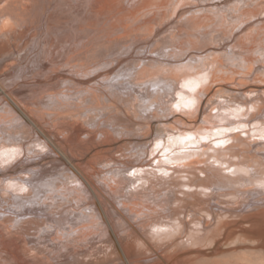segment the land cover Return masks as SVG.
<instances>
[{
    "label": "bare ground",
    "instance_id": "1",
    "mask_svg": "<svg viewBox=\"0 0 264 264\" xmlns=\"http://www.w3.org/2000/svg\"><path fill=\"white\" fill-rule=\"evenodd\" d=\"M38 1L33 0L27 7L33 8L32 16L40 15L41 20H47V15L41 13L43 10L39 11ZM17 2L13 10L14 6L7 7L16 15L10 16L8 12L6 19L3 17L5 21L2 18L0 22V69L5 74L25 56L29 47L26 45L30 43V36L20 29L30 9ZM67 3L76 9L78 18L70 22L71 16L68 21H59L56 12L49 16L48 34L40 33L45 40L36 59L43 61H38L39 70L31 74L37 80L35 83L47 84H43L48 90L47 101L40 90H34L36 86H25L26 82L14 85L16 90L5 87L1 90L10 94L14 91L13 100L25 114L17 107L14 109L11 101H6L8 108L6 104L1 108L10 116L0 110V242L3 243L0 264H166L162 256L168 259V264H182V254L167 244L201 250L222 233V212L217 216L215 228H209V222L202 228L203 219L197 215L209 212L214 194L229 196L234 200L232 207L243 205L240 199L246 196L247 189L261 186L263 189L255 194H264V159L244 152L250 142L264 139V62L258 67L259 58H255L264 56V0H68ZM259 38L263 40L256 42ZM104 45H121L124 50L113 61L107 59L96 64L83 60L93 46ZM121 58L125 59L117 66ZM231 64L240 69L229 68ZM228 70L239 84L232 88H240L239 92L224 87L229 75L222 77L225 82H217L218 73ZM27 73L21 74L17 82L28 81ZM8 79L11 80L7 77L5 82ZM247 82L250 84L245 85ZM249 86L252 87L245 90ZM88 99L99 116L94 123L92 114L90 118H79L71 113L77 100ZM142 111L146 112L144 117ZM27 116L41 127L39 133L33 130L27 136L20 128L26 124L27 120L22 119H28ZM51 119L56 121L52 125L48 124ZM252 121L257 135L245 140L233 132L250 126ZM84 123L88 126L84 127ZM108 127L115 138V134H126L127 142L120 140L122 143L117 147L99 149L98 146L108 142ZM153 129L154 137L146 135V130ZM60 133L65 134L70 146L69 154L65 151L66 156H60L63 158L49 154L55 149L48 137L54 134L60 139ZM102 135L100 142L86 143L89 137L97 139ZM138 135L154 141L144 148V143L135 141ZM230 140L237 142L226 145ZM241 142L246 147L239 150L236 146ZM192 147H202V151H194ZM92 149L101 153L84 162ZM255 153L258 154L257 150ZM23 154L29 158L20 159ZM137 156L138 160H132ZM47 158L59 161L64 170L48 176L43 171L48 165H39ZM200 163L205 165L199 166ZM86 166L93 167L92 174H88ZM18 169L20 174L12 175ZM171 170L177 173L176 178L159 173ZM196 170L205 173V177L199 178ZM184 176L187 179L180 180ZM92 178L100 179L103 191L95 187ZM192 186L201 188L183 189ZM184 209L195 212L189 225L180 217ZM257 209L261 211L264 207ZM254 215L251 230L239 226L224 232V243L235 245L214 252L203 251L189 263L264 264V243L257 240L264 230L261 219L264 212ZM242 240L257 244L241 243Z\"/></svg>",
    "mask_w": 264,
    "mask_h": 264
},
{
    "label": "rangeland",
    "instance_id": "2",
    "mask_svg": "<svg viewBox=\"0 0 264 264\" xmlns=\"http://www.w3.org/2000/svg\"><path fill=\"white\" fill-rule=\"evenodd\" d=\"M5 1V2H4ZM0 0V9L2 10H0V19H1V21L0 22H3V21H5L4 20V18L6 19V13H8L9 12V14H10V16H11V14L13 13L14 15H16V13H14L13 11L10 13V11H8L9 10V8L11 7L12 8V6H14L11 10H13L14 8H16V4L14 3V2H17L18 0H14V2H13V0L11 1V0H7V2H6V0ZM9 1H10V3H9ZM27 2V0H19L17 3H18V5L19 4H22V5H25V7H30L31 5H32V3H34L33 2V0H29V2ZM37 1V0H36ZM67 1L68 0H39L38 1V3H37V6L39 5V11L42 9L43 11H41V13H44V15H47V20H41V17H40V15L39 16H36V15H34V16H36L35 18H32V17H34V16H32L31 14V10H33V8H28V9H30V10H28V12L26 11V16L28 15V18H29V16L33 19V20H31L30 18V21H28L29 19L27 18L24 22H23V24L21 25L22 27H20V29L24 32V33H26V36H30V40H29V42L30 43H28L27 45H26V47L27 46H29V47H27V49H26V52H25V56H22L21 57V59H20V61L19 62H16L13 66H11L9 69H8V71L6 72V74L3 72V69H0V76L1 75H3V76H1V79L3 80H1L2 82H0L1 84V87H0V100H1V98H2V100L0 101L1 103H3V104H1L0 103V110H1V112L2 113H4L5 112V114H7V110L5 111V109H3L4 111H2V109L1 108H4V104H6L8 101H11L10 103H12V105H14L15 107H14V109L16 108L20 113H22V115H24L25 114V112H24V110L21 108V106H19V103L17 104L16 102H15V100H13V99H15V97H14V95L16 96V94H12V93H14V91L13 92H11V94H10V91H5L4 93L2 92L3 91V89H5V88H7L6 90H12V89H14V90H16V88H14V85L15 86H17L20 82L21 83H24L25 84V82H26V84H25V86H27V84H29L28 86H36L35 88H34V90H37V91H41V94H42V97H43V99L44 100H46L47 101V98H48V95L46 94V91H48V90H46L47 89V87H45V86H43V84H45V85H47L46 83H41V84H39V83H35V81H37L36 80V78H34V76L33 75H31L32 73H33V71L35 70V71H38L39 69V67H40V65H41V63H39L38 61H40L41 60V58L38 60V61H36V59L38 58L37 57V55H40V47H41V42H42V40L44 41L45 40V37L44 36H46L48 33H47V28H49V24H47V23H50L49 21H48V19L50 18L49 16L50 15H52V13H54V12H56V14H55V16H59L58 18H60V20L59 21H66L67 19H69V17L71 16L72 18H70L69 19V21L71 22L72 20H76L75 18H78V15H77V11H76V9L74 8V9H72V7H70V5L67 3ZM14 3V5H13V3ZM24 2V3H23ZM41 4H40V3ZM219 2H221V0H219ZM3 3V4H2ZM4 3H5V5H4ZM7 3V4H6ZM2 4V5H1ZM8 4H10V5H8ZM12 4V5H11ZM27 4H30V5H27ZM3 5H4V7H3ZM69 5V6H68ZM5 6H6V8H5ZM7 7H9V8H7ZM50 7V8H49ZM41 8V9H40ZM46 8V9H45ZM66 8V9H65ZM72 10H71V9ZM8 9V10H7ZM69 9V11H71V12H69V11H67ZM7 10V11H6ZM38 11V10H37ZM48 11V12H47ZM16 12V11H15ZM73 12L75 13V14H73ZM51 13V14H50ZM33 14H36V13H33ZM61 15V16H60ZM13 16V15H12ZM54 16V17H55ZM4 17V18H3ZM14 17V16H13ZM52 17V16H51ZM2 18H3V21H2ZM34 19H36V20H34ZM13 20H14V18H13ZM31 21H33V22H31ZM68 21V20H67ZM29 22H30V24H29ZM42 23V24H41ZM52 23V22H51ZM73 23H75L74 21H73ZM41 24V25H40ZM44 24V25H43ZM18 25V24H17ZM34 25V26H33ZM36 26V27H35ZM48 26V27H47ZM37 28V29H36ZM35 32H36V35H35ZM41 32H44V36L43 35H41L42 36V38H41V36H40V33ZM46 33V34H45ZM39 35V36H38ZM36 37H38V38H36ZM40 38V39H39ZM264 38V37H263ZM38 41V42H36V41ZM258 40V41H257ZM256 40V42H259V41H261V40H263V39H257ZM13 41H15V40H13ZM31 41H32V43H31ZM36 43V44H35ZM35 44V45H34ZM264 44V43H263ZM115 46V47H114ZM121 46V45H120ZM119 45H111V46H99V48H98V46H93L92 48V51L89 53V54H87L88 55V57L86 58V59H83V60H86V62H88V63H98V61H99V63H104L105 61H107V59H109L108 61H110V59L113 61V60H115L116 58H118L119 57V55H120V51L122 52V50H124V49H122L121 50V48L122 47H120ZM111 47V48H110ZM114 47V48H113ZM96 48V49H95ZM104 48H105V50L106 51H104ZM113 49H115V50H113ZM103 51V52H101V51ZM109 50V51H108ZM112 52H111V51ZM36 51V52H35ZM38 52V53H37ZM94 52V53H93ZM105 52H107V53H105ZM111 54H110V53ZM114 52V54H112ZM36 53V54H35ZM93 53V54H92ZM97 53H98V55H97ZM106 55H105V54ZM116 53V54H115ZM91 54H92V56H91ZM96 54V56L95 57H93L94 55ZM103 54V55H102ZM108 54H110L111 55V57L108 55ZM35 56H36V58H35ZM101 57V58H100ZM104 59H103V58ZM106 57V58H105ZM133 57V56H132ZM259 58L258 60H257V62H256V65L259 67V65L258 64H260V63H262V62H264V56L263 55H259V56H255V58ZM95 58H96V60L97 61H95ZM94 59V60H93ZM100 59V60H99ZM104 60V61H102V60ZM106 59V60H105ZM125 58H121V59H119V62L120 63H118L117 64V66H119V64H121V62H122V60H124ZM30 60V61H29ZM32 60V61H31ZM36 62H35V61ZM34 61V62H33ZM43 61V59L40 61V62H42ZM91 61V62H90ZM93 61V62H92ZM100 61H102V62H100ZM38 63V64H37ZM19 64V65H18ZM26 64V65H25ZM28 64V65H27ZM40 64V65H39ZM21 66V67H20ZM23 66V67H22ZM27 66V67H26ZM29 66V67H28ZM32 66H33V68H32ZM260 66H261V64H260ZM18 71H16L14 68ZM91 67H94V65L93 66H91ZM233 68V67H235V69L237 68V70L238 69H240L239 67H237V66H232V64H231V66L229 65V68ZM23 68V69H22ZM25 68V69H24ZM32 68V69H31ZM12 69V70H11ZM20 69H22V70H20ZM31 71H30V70ZM226 69H227V67H226ZM13 70H14V73L12 74V72H13ZM20 72H22V73H20ZM23 72H25V73H30V74H26V76H28V78H29V80L28 81H18L17 82V80H19L20 78L19 77H21L22 75L24 76L25 75V73H23ZM15 74L17 75L18 74V76H15ZM22 74V75H21ZM6 75V76H5ZM21 75V76H20ZM226 75V76H225ZM228 75L230 76L227 80H228V82H225V78H222V77H228ZM13 76H15L14 78H12ZM31 76V77H30ZM33 76V77H32ZM115 76V75H114ZM255 76V74H253L250 78H253ZM6 77V78H5ZM7 77H9V78H11V80L9 81V79H8V81L7 82H5L6 80H7ZM56 77V75L51 79L52 81H54L55 78ZM238 77L240 78L241 77V75L239 74L238 75ZM4 78H5V80H4ZM30 78H32V79H30ZM238 78V79H239ZM13 80V81H12ZM34 80V81H33ZM16 81V82H15ZM33 81V82H32ZM4 82V83H3ZM39 82V81H38ZM217 82H225V88H227L228 90H229V88H230V90H234L235 92H239V89L237 88L236 90H235V88H232L233 86H239V84H238V81L237 80H234V75H233V73L231 72V71H225V72H219L218 73V78H217ZM5 83H6V85H5ZM8 83H10V84H8ZM32 83H33V85H32ZM35 83V84H34ZM257 84H260L261 82L259 81H257L256 82ZM4 84V85H3ZM8 84V85H7ZM246 84H250V82H247V83H245V85ZM2 85H3V87H2ZM20 85V84H19ZM18 85V86H19ZM13 86V88H11ZM40 86H42V87H40ZM241 86V85H240ZM243 86V85H242ZM255 86H257V85H255ZM5 87V88H4ZM8 87H10V88H8ZM252 86H249V87H246V89L245 90H248L249 88H251ZM254 87V86H253ZM2 88V89H1ZM40 88V89H39ZM259 88V87H258ZM26 90L28 89V88H25ZM2 90V91H1ZM43 90V91H42ZM126 90V89H125ZM241 91V90H240ZM45 92V93H44ZM213 93V94H212ZM216 92H211V95H214ZM5 94V95H4ZM7 94H9L10 96H7ZM3 95V96H2ZM45 95V96H44ZM254 96V95H253ZM252 96V97H253ZM6 99V100H3V99ZM243 98H245V96H243ZM20 99V98H19ZM248 99H251V96H249V98ZM88 100H89V103H88ZM88 100H85L84 102L83 101H78L77 100V102L78 103H82L81 104V106H79L80 104H78L77 102H76V105H74V106H76V107H74L73 106V109L74 110H76L75 112H73L74 110L72 109V108H70V109H72V112L71 113H74L73 115L74 116H76V117H79V118H81L80 116H83V117H86V118H90V115H91V118H92V120H93V123H94V121H97V120H99L98 118H99V116H97V113H94L95 111H94V107H91V105L93 104V102L91 101V99H88ZM5 101V102H4ZM7 101V102H6ZM14 101V102H13ZM87 102V104H85ZM2 105H4L3 107H2ZM9 104H6V107L8 108L9 106H8ZM88 105L90 106V107H88ZM87 107L88 109H86V107H85V109L83 108V107ZM5 107V108H6ZM83 109H82V108ZM79 108H81V109H79ZM70 109H68V110H70ZM93 109V110H92ZM204 109V108H203ZM202 109V110H203ZM90 110L93 112V113H90ZM82 111V112H81ZM217 110L215 109L214 110V112H216ZM1 112H0V115H1ZM68 112V111H67ZM70 112V111H69ZM76 112H78L77 114H75ZM81 112V113H80ZM66 112H63V114H65ZM89 114V116L88 115H85V114ZM136 113V112H135ZM141 114H143V116L142 117H144L145 115V111H142V112H140ZM4 114V115H5ZM7 115H9L10 116V114H7ZM6 115V116H7ZM136 115H137V113L134 115L135 116V118H136ZM26 116V115H25ZM62 116V115H61ZM88 116V117H87ZM97 116V117H96ZM8 117V116H7ZM28 117V119H26V118H24V119H22L23 121H25V120H27V121H25L26 122V124L25 125H31L30 127L28 126L27 128L25 127V125H24V127H20V128H22L24 131V133H26V135L28 136V135H32L35 131H37L38 133L40 132V126H38V124L36 125L35 124V122L34 121H32V118L31 117H29V116H27ZM96 119H95V118ZM10 118V117H9ZM200 116H199V118H198V120L200 121ZM8 119V118H7ZM144 119V118H143ZM53 121V122H52ZM144 121H145V119H144ZM256 121V120H255ZM255 121H252L251 122V124H250V126H246V127H244V129H243V127H240V128H237V129H235V130H233V132L235 133H237V134H240L241 135V137H242V139L244 138L245 140L246 139H249V136L251 135V136H253V135H257L256 133H255V130H254V127H255V124H253ZM24 122V123H25ZM28 122V123H27ZM30 122V123H29ZM34 122V123H33ZM49 122H50V124L52 125L54 122H56V121H54L53 119H51V120H48V124H49ZM168 122H172L171 120H169ZM92 123V122H91ZM83 126L84 127H86V126H88L87 124H83ZM91 126V125H90ZM92 127V126H91ZM90 127V130L91 131H93V129ZM39 128V130H37ZM74 128V126L72 127V129ZM110 128L111 127H108V130L110 131ZM252 128V129H251ZM21 129V130H22ZM97 129V128H96ZM245 129H249L250 130V132H249V134L245 131ZM27 130V132H25ZM28 130H31V131H28ZM33 130H35L34 132H33ZM31 132H32V134H31ZM36 132V135H38V133ZM136 133H138L139 134V132H141V131H135ZM29 133V134H28ZM109 133H110V135H109ZM145 133H146V135H149V134H147V133H150V134H152V137H154L155 136V134H156V131H155V129H153V130H146L145 131ZM154 133V134H153ZM21 134H22V132H19V135H18V137L19 138H21ZM61 134V133H60ZM53 136H52V138L51 137H48V140L50 141V144H51V146H52V148L54 147V149H55V151H53V152H49V154H51V156H53V157H55V156H58V157H60L61 155H63L64 157L66 156L65 155V151L67 152V154H69V148H70V146H69V144H68V141L66 140V138H64L65 137V134L63 133V134H61L58 138H60V139H57L56 137H55V135L54 134H52ZM107 135H109L108 137H107V139H108V142H106V144H101L100 146H98V147H100L99 149H101V148H110V147H112V148H114V147H117V146H119L122 142L124 143V141H125V139L127 138V135L125 134V135H121V134H115V136H116V138L115 137H113L114 135L111 133V131L110 132H107ZM113 135V136H112ZM104 135H102L100 138L98 137L97 139H92V138H90L89 137V139L91 140H89L88 138V140H87V142H86V140H85V142L86 143H89V142H95V143H97L98 141L100 142L101 141V138L103 137ZM110 136H112V137H110ZM126 138H125V137ZM92 137V136H91ZM130 137V136H129ZM132 137V136H131ZM136 137H138V139L136 138ZM136 137H134V138H136V140L135 139H133L132 138V140H133V142H134V140L135 141H138L139 143H144L143 144V147L144 148H147V147H149L150 145H151V142H153L154 140H153V138H148V136H140V135H138V136H136ZM143 138V139H142ZM118 139V140H117ZM112 140H114V141H112ZM122 142H121V141ZM131 140V141H132ZM143 141V142H142ZM262 141L264 142V139H257V140H254V141H252V142H250V144H249V148H247V150L248 151H244L245 153H251L250 155H253V153H254V155L257 157V158H260V159H264V147H262L263 145H262ZM116 142V143H115ZM126 142H127V139H126ZM203 142L204 143H213V141H208V140H203ZM234 142H237L236 140H230V141H227L226 142V145H229V144H232V143H234ZM108 143V144H107ZM114 143H115V145H114ZM67 144H68V146H67ZM118 144V145H117ZM102 145H103V147H102ZM105 145H106V147H105ZM113 145V146H112ZM117 145V146H116ZM254 145V146H253ZM262 145V146H261ZM59 146V147H58ZM217 146V145H216ZM254 148H253V147ZM240 147H242V148H244V147H246V144H244V143H242L241 142V144L240 145H238V147L236 146V148L237 149H242V148H240ZM250 147H251V149H250ZM139 148V147H138ZM138 148H135V151H136V149H138ZM192 150H194V151H202V147L200 148V147H192L191 148ZM259 149H261L262 151L261 152H259L260 150ZM235 150V149H234ZM256 150H257V152H258V154L257 153H255L256 152ZM209 151L211 152L212 151V149H209ZM252 151H254V152H252ZM263 152V153H262ZM101 152L100 151H95V149L93 150L92 149V151L91 152H89L85 157H84V159H83V161L85 162V161H87V159H89V158H91V157H93L94 155L95 156H97L98 154H100ZM112 153V152H111ZM261 153V154H260ZM47 154V153H46ZM80 155V154H79ZM26 156H28V155H25V154H23L21 157H20V159H27V157ZM260 156V157H259ZM28 158H29V156H28ZM60 158H63V157H60ZM145 158V157H144ZM234 159H237V157H233ZM38 159V156L37 157H35L33 160H37ZM214 158H212L211 159V161L213 160ZM132 160H138V156L137 157H134V158H132ZM238 160V159H237ZM47 162V163H44V162ZM42 162H39V165H41L42 163H43V165L45 166V164H47L48 166H45V168H44V172L48 175V176H50V175H52L53 173L55 174H57V173H60V172H62L64 169H63V165L61 164L60 165V162L59 161H52L50 158H47V159H45V160H43ZM189 161V160H188ZM215 161V160H214ZM50 162L52 163V164H50ZM55 162V163H54ZM122 164H123V162H121ZM120 163V164H121ZM49 164H50V166H49ZM14 165H16V162H15V164ZM55 165V166H54ZM199 166H204L205 164H203V163H200V164H198ZM212 165V164H211ZM215 166H219L218 165V163L216 164L215 163ZM224 166H226V165H224ZM54 167V168H53ZM62 167V168H61ZM212 167H214V166H212ZM57 168H58V170H57ZM87 170H89L88 171V174H92L93 172H91V171H93L92 169H93V167L91 168V167H88V166H86L85 167ZM230 168H233V166H231ZM230 168H228L229 170H231ZM47 169H48V171L50 172H47ZM50 169V170H49ZM228 169H226L225 170V172H227V173H229L228 171ZM19 170L20 169H18V172H16V170L15 171H13V173H12V175H14V176H18L19 174H20V172H19ZM91 170V171H90ZM54 171V172H53ZM58 171V172H57ZM14 172H16V173H14ZM53 172V173H52ZM196 172L199 174V178H202V177H205V173H202V172H200V170H196ZM17 173H19V174H17ZM159 173H161L163 176H165V177H167V176H172V177H174V178H176L177 177V173L176 172H173L172 170L171 171H169V172H162V171H160ZM231 173V172H230ZM181 174H183V175H186L187 173H181ZM189 175H193V174H191V173H189ZM233 175V174H232ZM185 179H187L185 176L184 177H181L180 178V180H185ZM92 180H93V183L95 184V187L96 188H99V189H101V191H103V188L102 187H100V185H99V182H100V179H98V178H92ZM201 187H198V188H195V186H192L191 188H188V187H183V189H186V190H192V189H200ZM91 189V188H90ZM263 189V187H261V186H259V187H257V188H255V189H247L245 192H248L247 194L244 192V194L246 195V196H244V198L242 197L240 200V202H241V204L243 203V205H235L234 204V206L232 207V203H234V200H232V199H230V197L229 196H225V195H220V196H215V194L212 196V197H214V198H212L211 197V199H210V203H209V212L207 213L206 211H201V212H198L197 213V215H199L200 217H201V219H203V225H202V228H206L207 227V224H206V222L208 223L209 222V224H210V226H209V228H215L216 227V225H217V220H218V214H221V212H222V216L224 217L223 219H222V224H223V230H222V233H220L219 235H217L216 237H215V239H214V242L211 244V245H208V246H206V247H203L201 250H198V249H193V248H189V247H186V246H183V245H181V244H178L177 246H174L175 247V249H174V247H173V244L172 243H169V244H167L166 246L167 247H170L172 250H175L176 251V253H179V254H182V260H181V263L182 264H193V262H191V263H189L190 261H192V259L193 258H196V257H198L200 254H201V252H214L215 251V249H218V248H228V247H230L231 245L233 246V244L235 245V243H233V244H225L224 243V239H225V237H224V232H228L229 230L231 231L232 229H238L239 228V226H243L244 228L243 229H245V228H248L249 230H251V225H252V221H253V219L255 218L254 216V214H260V213H263L264 212V209H262L261 211L260 210H258L257 208H259V209H261V208H263L264 207V194H255V191L256 190H262ZM252 190H253V192H254V194H252L253 192H252ZM208 191H211V189H209ZM249 191H251V192H249ZM257 192V191H256ZM251 195H250V194ZM249 194V196H247ZM178 195L179 196H184L182 193H178ZM96 197H98V196H96ZM188 197H190V196H188ZM204 197H206V196H204ZM188 199V198H187ZM255 199V200H254ZM258 199H261V200H258ZM223 200V201H222ZM258 200V201H257ZM220 201H222V202H220ZM227 201V202H226ZM237 201H239V200H237ZM256 203H254V202ZM229 202H231V203H229ZM259 202V203H258ZM235 203H236V201H235ZM246 203V204H245ZM263 203V204H262ZM226 204V205H225ZM230 204V205H229ZM258 204H260L261 206H259ZM224 205V206H223ZM259 206V207H258ZM261 207V208H260ZM249 208H251V209H249ZM185 210V212L183 213V214H181L180 215V217H182L183 219H184V221H185V223H187L188 225L190 224V220L192 219V217H193V213H195L193 210H191V209H184ZM250 210V211H249ZM253 211V213H252V211ZM166 211H169V210H166ZM248 211H249V213H248ZM125 212H127V211H125ZM248 213V214H247ZM250 214H252V215H254V216H252V215H250ZM211 215V216H210ZM257 217V216H256ZM263 218H264V216H263ZM262 217H261V219H262V221H264V219H263ZM264 223V222H263ZM133 226H135L136 227V225H135V223L134 224H132ZM262 226V225H261ZM264 226V225H263ZM200 227H201V225H200ZM264 230H262V232H260L259 234L261 235V237H257L256 239L259 241V242H261V244L263 245V243H264V232H263ZM257 235H258V233H256ZM186 238V237H185ZM260 239V240H259ZM180 240V239H179ZM148 242L149 243H154V240L153 239H148ZM224 243V244H223ZM240 243V242H239ZM241 243H249V244H257L256 242H254V241H245V240H242L241 241ZM3 245V243H2V241L0 242V245ZM170 244H172V245H170ZM260 244V243H259ZM230 245V246H229ZM165 246V247H166ZM181 250V251H180ZM159 252H160V250H158ZM161 254V253H160ZM162 255V254H161ZM162 257H164V261L166 262V264H168L169 263V261H168V259L167 258H165V256H162ZM183 259H185V260H183ZM167 261H168V263H167ZM163 264H165V263H163Z\"/></svg>",
    "mask_w": 264,
    "mask_h": 264
}]
</instances>
